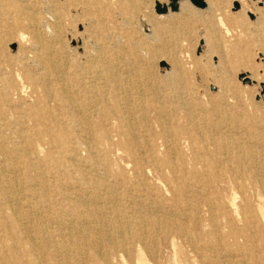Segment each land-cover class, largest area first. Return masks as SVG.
Segmentation results:
<instances>
[{
    "label": "rangeland",
    "instance_id": "rangeland-1",
    "mask_svg": "<svg viewBox=\"0 0 264 264\" xmlns=\"http://www.w3.org/2000/svg\"><path fill=\"white\" fill-rule=\"evenodd\" d=\"M41 1L55 5L61 16V29L55 33V46L48 52L51 57L45 58L47 67L58 71L62 64L63 71L71 75L74 71H86L90 67L102 77L107 75L105 69L110 70L112 82L97 80L100 93L93 95L95 99H104L99 108L107 122L98 119L94 125L99 138L97 147L102 156L91 161L87 144L78 142L76 153L80 159L79 165L67 164L65 167V163L62 166L59 159L61 164L54 167L49 161L51 157L59 158L64 153L60 149L64 142L49 143L50 137L42 131L44 128L55 129L52 115L66 119L63 116L70 111L65 104L66 96L57 94L53 98L47 97L43 87L34 82V78L46 76L48 71L41 70L38 75L32 63L27 61L33 56L28 52L33 45L23 47L18 33H23L32 42L30 30L13 25L29 19L28 11L21 8L23 0L0 1V146L9 150L8 145L11 146L16 140L18 131L23 135L28 134V141L41 148L39 156L31 157V163L37 167L27 166L16 174L5 172L1 175L6 178L4 180L11 181L10 202L14 200L13 196L28 200L32 192L39 189L34 183L41 182L43 176L48 178L51 185L58 184L63 178L64 187H70L79 176L78 168L87 171L92 167L94 177L104 178L106 182L115 181L122 172L126 183L111 188L114 198L131 197L133 193L129 189L134 183L142 190L144 187L139 184L145 180L148 182L145 188L147 193H141V197L135 198L136 201L120 202L112 219H104L108 227L118 226V222L126 223L122 233L107 227L103 229L101 224L72 225L67 221L70 217L65 219L61 228L56 218L47 212L37 218L53 243H67L65 250L57 254L58 259L70 255L73 264H107L106 256L112 264H120L122 259L130 264L133 255L126 250L131 248L142 250L147 264H170L176 260L190 264L187 257L193 261L192 264L208 261L216 264H257V256L264 257V234L256 238L253 234H249L252 236L250 238L239 233L223 237L218 228L217 235H210V204L206 203L210 195L197 188L184 190L183 193L172 179L174 176L189 177L187 172L192 169V161L186 145L181 148L187 163L183 172L173 173L165 169L159 172L150 167L144 175L136 170L132 155L121 147L119 141L122 139L120 125L131 116V123L139 126L134 131L140 134L132 138L129 130L127 135L131 139L127 142L136 150L143 151L138 136L144 129L147 144L144 147L148 146L151 150L155 146L160 152L159 159L165 156V145L171 139L162 137L163 128L159 125L156 111L149 109L145 119L141 120L142 110H135L134 102L156 108L164 93H172L175 95L174 102L179 101L171 104L177 110L188 111L196 104L199 111L205 110L212 115L215 108L226 123L220 131L209 129L210 134L217 136L221 133L226 142L231 140L251 146L255 153V164L264 167V0H217L218 8L223 13V28L216 29L212 37L207 35L205 26H199L196 33L171 34L173 25L169 17L172 12L162 15V18L155 11L157 3L169 5V0ZM205 2L207 7L200 9L201 13L208 9V1ZM236 3L240 6L238 9ZM8 4L12 5L9 15H4L1 7ZM179 10L180 7L174 15ZM250 14L254 15L253 19ZM48 16L44 17L49 19ZM189 93H193L194 98L189 97ZM31 113L42 115L45 123L28 120L21 125L24 117ZM213 114L216 117V113ZM179 115L182 117L183 112H179ZM193 116L197 117V113ZM180 123L186 124L187 121L181 119ZM63 124L71 129L69 122L64 121ZM25 128L27 132H24ZM231 147L237 150L235 144ZM210 148L213 154L218 155L213 147ZM227 176L223 185L215 186V195L234 200L239 208L244 207V201L249 196L253 203L258 202L256 196L259 191L256 193L248 182L243 188V177ZM200 179L203 177L200 176ZM260 195L264 201V191H260ZM180 196L183 200H179ZM192 199L195 201L190 202ZM151 205L154 207L150 209ZM1 208L0 220L5 214L12 215L8 204H1ZM108 208L115 211L114 206ZM148 219H153L156 224L147 223ZM215 223L221 226L222 219L217 218ZM17 234L20 235V232ZM28 234L35 235L34 232ZM134 234H138L139 238H132ZM21 235L24 234L21 232ZM89 238L96 242L93 248L86 243ZM249 239L256 244L254 249L249 248L252 247ZM118 242L123 247H115ZM22 249H31L26 239L22 242ZM1 250L20 248L0 231ZM93 250L98 251L99 256L93 261L87 260L86 255ZM43 261L42 264H52L50 259Z\"/></svg>",
    "mask_w": 264,
    "mask_h": 264
},
{
    "label": "bare ground",
    "instance_id": "bare-ground-1",
    "mask_svg": "<svg viewBox=\"0 0 264 264\" xmlns=\"http://www.w3.org/2000/svg\"><path fill=\"white\" fill-rule=\"evenodd\" d=\"M160 1L163 2V0ZM207 1L208 9L205 13H201L199 8H192L187 0H180L178 4V9L180 7L179 13H177V15H174L175 12L170 13L169 19L172 23L171 25H173L171 34L196 33L199 26H205L207 35L212 37L216 29L223 28V13L218 8L217 0ZM23 2L21 8L28 11L29 19L27 22L21 21L13 25H15V27L22 26L28 28L30 30L32 42L20 32L18 33L19 41L23 47H27L30 44L33 45V48H28V52L32 53L33 56H30L31 60L28 59L27 61L32 63L37 74L39 75L41 70H47L48 73H51L50 75L47 73L46 76L34 78V82L43 87L47 97L53 98V95L57 94L65 95V104L68 105L70 110L65 116L62 115L66 117V119L63 120L60 119L61 116L52 115L51 120L55 123V129L44 128L42 131L44 135L50 137L49 143L64 142L60 146V149L64 153L61 154L59 158L51 157L49 161L54 167L61 164L59 159L62 160V166H64L65 163V167L67 164L73 166L79 165L80 159L76 153V145L78 142L87 144L89 155H91V161H94L102 156L101 151L97 147L99 138L96 134L94 125L98 119L101 122H107V120H105L106 116L101 113V109L99 108V104L102 105L104 99L99 97L95 99L93 95L100 93V88L96 84L97 80H103L105 83L112 82L111 75H109L110 70L105 69L107 75L105 74V77H102L96 75V72L90 67L86 68V71H74L72 75L69 72L63 71L62 64H60L58 71L48 68L45 58H48L49 55L51 57V54H48V52L52 51L53 46H55V33L61 29V16L57 7L55 5H49L47 2L41 0H23ZM2 6L3 8L1 7V9L3 14L9 15V8L12 5L8 4ZM17 7L21 9L19 5H17ZM14 8H16V6H14ZM46 15H49L48 17L50 18H45L44 16ZM162 18L164 17L162 16ZM227 34L229 33L226 32V35ZM57 37L59 36L57 35ZM151 37L148 35V38ZM61 43L64 44L63 42ZM40 53H42V55H39ZM90 58H92V56ZM68 62L69 61L66 63ZM174 97L175 95L172 93H164L159 106L156 108L149 106L150 104H139L136 101L134 102V105L136 104L135 110L138 108L142 110L141 120L145 119L149 111H156V117L160 121L159 125H162L163 128L161 132L162 137L171 139V141L165 145V156L159 159L158 156L160 152L155 146L152 147L151 150L148 146L146 148L144 147L147 145L146 140H144L146 133L144 129H141V135L138 136L140 141H142L141 144L143 146L141 147L144 148L143 151L136 150L127 142V140L130 141L131 139L127 135L129 130L132 138L140 134L139 131H134L135 129H139V126L131 123V116L125 118L120 125L122 139L119 141V144L132 155L136 170L142 172L144 175L147 174V169L150 167L159 172L163 169L173 173L183 172L182 169L185 170L187 163L183 158L181 148L186 145L190 151V160L192 161L190 164L192 169L187 172L189 177L184 176L178 178L174 176L172 179L181 190H183V193H185L184 190L197 188L206 191V193L210 195V198L206 200V203L210 204L209 210L211 213V229L208 233L210 235H217L219 228L222 231L221 234H223V237L236 236L235 233H239L241 236L246 234L250 238H252V236L249 234H253L255 238L263 235L264 201L261 198L260 191H264V174L261 176L262 173H264V167L255 164V153L252 147L244 146L240 142L236 143L231 140L226 142L221 133L219 135L215 133L217 136L210 134L209 129L213 128L214 130L220 131L226 123L225 119L218 116L215 108L213 109L212 115L205 110L199 111L200 108L196 104H193L188 111H183L181 109L177 110L176 107L171 105L179 102H174ZM189 97L194 98V94L189 93ZM151 108L152 110H149ZM179 112H183L182 117H180ZM214 112L216 113V117L213 114ZM195 113H197V117L193 116ZM42 118L44 117L40 114L35 115L31 113L24 117L23 121H21V125L25 124L28 120H37L39 123L43 124L45 122H43ZM181 119L187 121V123L181 124ZM64 121L70 123L71 129L68 126L65 127L63 124ZM56 130L57 134H55ZM27 131V128H25L24 132ZM16 135L17 141H13L11 146L8 145L9 150L0 146V213H2L1 204H8L12 211L11 216H6V214L3 215L4 217L0 220V231L4 234V237L13 239L16 247L20 248V250H1L0 264H42L45 258L50 259L52 264H73V258L70 255L58 259L57 254L61 250H65L67 243H53L50 240L43 224L37 219L41 216V213L47 212L53 215L61 228L64 226L65 219L70 217L67 221L71 222L72 225L90 226L91 224H101L103 229L107 227L111 231L118 233L123 232L126 223L118 222V226L113 225L108 227L104 219H112L116 212V206L121 204L120 202L136 201L135 198L141 197V193H147L145 188L148 182H146V180L144 183L142 182L139 184L144 187L142 190H140L141 187L135 186L137 183L131 186L129 189L133 193L131 197H125L124 199L114 198L110 192L111 188L120 186L121 183H126V177L122 172L116 176V180L113 181V183L106 182L104 178L94 177V169L91 170L92 167L87 171L78 168L77 174L79 176L75 178L76 180L72 185H69L70 187H64L65 180L63 178H60L58 184L51 185L47 180L48 178L43 176L41 182L34 183L35 186H39V189L38 191H33L28 200H24L25 198H23V201L13 196L12 199L14 198V200L10 202L11 185L9 186V184L11 181L4 180L6 178H2L1 175L5 172L16 174L20 169H25L27 166L30 168L37 167L38 165H33V163H31V157L32 155L39 156L41 151L40 146H35L31 141H28V134L23 135L17 131ZM133 140L135 143V139ZM233 144L237 146L236 151L231 147ZM210 147H213L218 155L213 154ZM84 167L86 166L84 165ZM103 171L105 170L103 169ZM227 175L243 177V188H245V183L248 182L256 193L259 191L258 196H256L258 202L256 204L253 203L249 196V198L247 197L244 201V207L239 208L234 200L223 199L219 195H215V186L223 185L225 179H228ZM200 176L203 177L202 180ZM183 193H181V195ZM72 199H74V201H72ZM179 200H183L181 196ZM192 201H195V199H192L190 202ZM107 205L114 206L115 211L113 212V208H108ZM152 207H154V205L149 206L150 209ZM217 218L222 219L221 226H217L215 223ZM146 221L151 225L156 224L153 219H148ZM17 232H20V235L17 234ZM21 232L24 235H21ZM28 232H34L35 235H30ZM82 237L84 236L82 235ZM132 238H139V235L134 234ZM25 239L29 241L31 246L29 250L22 249V242ZM249 242L252 246L249 248L254 249L256 244L250 239ZM86 243L92 248L93 245L96 244L95 240L92 238H89ZM237 244L238 243H236V245ZM115 247H123V244L118 242L115 244ZM263 248L264 246L262 249ZM126 251L133 255L130 264H147L142 250H131V248H128ZM98 256L99 252L93 250L92 253L89 252L88 255H86V258L87 260L91 259V261H93L97 259ZM105 259L107 264H112L106 256ZM187 260L192 264L193 261L190 258L187 257ZM125 262L126 261L122 259L120 264H126ZM256 263L264 264V257L257 256ZM170 264L184 263L176 260L175 263ZM204 264H216V262L208 261Z\"/></svg>",
    "mask_w": 264,
    "mask_h": 264
},
{
    "label": "water",
    "instance_id": "water-1",
    "mask_svg": "<svg viewBox=\"0 0 264 264\" xmlns=\"http://www.w3.org/2000/svg\"><path fill=\"white\" fill-rule=\"evenodd\" d=\"M169 5H161L157 3L155 5V11L158 15H164L167 14L169 11L171 12H177L178 11V3L180 0H169ZM190 2L199 9H205L207 7V4L205 0H190ZM235 7L238 9L240 6L238 3L235 4ZM250 18H254L253 14H250Z\"/></svg>",
    "mask_w": 264,
    "mask_h": 264
}]
</instances>
